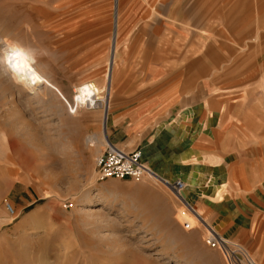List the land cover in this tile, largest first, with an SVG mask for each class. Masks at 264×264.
I'll list each match as a JSON object with an SVG mask.
<instances>
[{
	"label": "rangeland",
	"instance_id": "rangeland-1",
	"mask_svg": "<svg viewBox=\"0 0 264 264\" xmlns=\"http://www.w3.org/2000/svg\"><path fill=\"white\" fill-rule=\"evenodd\" d=\"M257 8L252 16V0H0V264H243L239 247L264 264V223L252 235L224 234L198 209L194 217L164 182L98 181L94 171L105 145L112 52L111 75L169 68L184 75L186 58L218 50V62L194 75V89L200 75H209L211 91L216 75H225V87L252 118V143L240 150L263 161L264 81L254 65L264 0ZM123 9L133 14L118 15ZM123 22L129 27L120 32ZM16 48L55 87L71 84L72 95L20 79L7 61ZM85 74L99 75L82 80L98 87L96 104L73 101L84 83L72 77ZM183 211L196 218L189 229ZM211 230L227 243L207 242Z\"/></svg>",
	"mask_w": 264,
	"mask_h": 264
},
{
	"label": "crops",
	"instance_id": "crops-1",
	"mask_svg": "<svg viewBox=\"0 0 264 264\" xmlns=\"http://www.w3.org/2000/svg\"><path fill=\"white\" fill-rule=\"evenodd\" d=\"M257 1L263 0H252V16L260 9ZM261 11L264 15V8ZM164 13L170 15L171 7ZM132 14V9L118 13ZM128 27L123 22L120 32ZM260 35L254 69L264 81V33ZM114 43L115 38L111 47ZM217 51L186 58L184 75H176L172 68L159 75H111L112 52L105 77L104 142L124 151L139 148L142 161L158 176L170 182L182 180L181 196L193 206L194 217L198 209L206 223L224 234L252 235L253 226L264 223V160L254 158L252 150H240L242 143H252V118L244 115L240 95L225 87V75H216L212 91L209 75H200V88L194 89V75L204 74L206 65L218 62ZM72 79L75 85L91 79L94 83L99 75H73ZM55 85L64 96L72 95L71 84Z\"/></svg>",
	"mask_w": 264,
	"mask_h": 264
},
{
	"label": "built area",
	"instance_id": "built-area-1",
	"mask_svg": "<svg viewBox=\"0 0 264 264\" xmlns=\"http://www.w3.org/2000/svg\"><path fill=\"white\" fill-rule=\"evenodd\" d=\"M95 104L97 101L95 97ZM95 178L98 181H103L107 179H132L135 181H139L142 177H151L165 184L169 185L172 192L179 197H181V193L184 190L185 184L180 179H175L173 181H167L160 176H158L152 169H150L141 159V151L139 148H134L130 151H124L122 149H118L112 144H106L104 150L98 154L95 158ZM186 206H188V211L190 213H194L193 209L189 206L187 202H185ZM8 210L11 212V209L8 207ZM188 222L183 223L184 229H189ZM212 231V230H211ZM212 233H214L212 231ZM214 239H207V242L213 241L218 245H224L227 242L217 236L215 233ZM239 253L242 255V259L244 261L243 264H254L251 258L247 255L243 248H238Z\"/></svg>",
	"mask_w": 264,
	"mask_h": 264
},
{
	"label": "bare ground",
	"instance_id": "bare-ground-1",
	"mask_svg": "<svg viewBox=\"0 0 264 264\" xmlns=\"http://www.w3.org/2000/svg\"><path fill=\"white\" fill-rule=\"evenodd\" d=\"M12 52L13 53L9 54V56L7 57V61H8V64L10 65L12 71L20 79H24L27 82L33 81L34 83H39V84L42 83L45 86L52 88L60 97H62V95L60 94L58 89L52 83H50L44 75H42L39 72L38 68L29 60V58L27 57V55L24 51H21L20 49L16 48ZM108 80H109V77H108ZM96 88H98V87L92 86L89 83H84V84L79 85V87L77 88V91H75L74 97H72L73 101H75L77 103L78 102H82V103L86 102L87 105L91 104V102L94 104V102H95L94 99L97 95L94 92V90H96V92H98V90ZM107 89H108V87H107ZM104 113H105V107H104ZM119 195L117 197H121ZM176 197L181 199V203L183 205H186V204H184L185 201L183 200L182 196L179 197L178 195H176ZM85 200L87 201V199H85ZM180 219H181L180 221H181L182 225L184 222H188V223H195L196 222V218H194L192 215H190L189 213H187L185 211L180 213ZM208 234L210 237H207V239H214V236L210 232H208Z\"/></svg>",
	"mask_w": 264,
	"mask_h": 264
}]
</instances>
